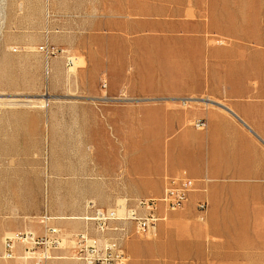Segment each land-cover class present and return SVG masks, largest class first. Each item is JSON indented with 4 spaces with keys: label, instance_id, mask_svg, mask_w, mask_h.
Listing matches in <instances>:
<instances>
[{
    "label": "crops",
    "instance_id": "crops-1",
    "mask_svg": "<svg viewBox=\"0 0 264 264\" xmlns=\"http://www.w3.org/2000/svg\"><path fill=\"white\" fill-rule=\"evenodd\" d=\"M102 1L110 3L90 26L97 39L85 48L105 60L99 70L107 84L79 97L102 102L100 121L90 123L94 163L84 170L87 202L106 209L121 200L161 198L168 180L185 174L195 181V191L178 211L158 206L165 220L153 238L137 236L133 224H125L128 264H264V72L250 68L248 58H237L243 47H206L199 38L209 26L184 21L189 10L183 0L151 5L150 14L166 16L158 24L135 22L134 0ZM161 31L180 35L153 41L149 34ZM163 50L169 61L178 60L168 62L167 71V62L157 63ZM218 54L229 59L216 78L204 66L211 70ZM140 65L146 68L139 71ZM200 121L205 128L195 127ZM200 202L207 203L204 213ZM57 224L67 231L84 228L79 222ZM22 232L41 235L43 227L28 223L23 210L0 221V239ZM3 253L0 245V264H27L5 260Z\"/></svg>",
    "mask_w": 264,
    "mask_h": 264
},
{
    "label": "rangeland",
    "instance_id": "rangeland-1",
    "mask_svg": "<svg viewBox=\"0 0 264 264\" xmlns=\"http://www.w3.org/2000/svg\"><path fill=\"white\" fill-rule=\"evenodd\" d=\"M166 2L134 0L130 16L138 24L163 23L166 16L150 14L149 7H163ZM183 2L189 10L184 21L209 26L208 34L199 38L206 47H243L237 48V58H248L250 68L264 72V61L260 60L264 58V0ZM109 3L0 0V221L21 210L26 212L28 223L33 224L45 212L56 218H80L87 214L84 170L94 163L90 123L100 121L102 102L79 97L106 88L107 81L99 70L105 60H101L98 50L85 47L97 39L89 29L99 22ZM149 35L155 42H164L180 34L172 38L163 31ZM44 46L55 51L48 60L40 50ZM161 54L157 63L167 62L165 71L168 62H178L169 61L166 50ZM228 57L218 54L211 70L205 65L204 72L219 78ZM68 60L72 62L69 65ZM140 68L146 67L140 65L139 71ZM191 71L196 72V66ZM30 97L32 101L24 102ZM93 203L102 208L96 201ZM64 207H80L83 212L59 211ZM60 222H79L83 226L80 220ZM3 243L4 239H0L2 249ZM62 261L71 260L53 262Z\"/></svg>",
    "mask_w": 264,
    "mask_h": 264
},
{
    "label": "built area",
    "instance_id": "built-area-1",
    "mask_svg": "<svg viewBox=\"0 0 264 264\" xmlns=\"http://www.w3.org/2000/svg\"><path fill=\"white\" fill-rule=\"evenodd\" d=\"M40 50L47 60L55 54L54 49L48 46ZM71 63L68 60V65ZM205 126V122L201 121L195 125L199 129ZM194 191L195 181L184 174L168 180L161 198L126 199L111 209L97 208L89 202L87 214L79 218L84 225L80 231H67L57 224L65 218L52 217L45 212L38 222L43 227V233L22 232L5 239L3 258L21 259L27 264H49L59 260L80 264H128L129 256L122 246V242L130 238L125 224H133L135 235L153 238L158 226L165 220V217L157 214L158 206L164 205L167 212L178 211ZM197 208L204 213L207 203L200 202Z\"/></svg>",
    "mask_w": 264,
    "mask_h": 264
},
{
    "label": "bare ground",
    "instance_id": "bare-ground-1",
    "mask_svg": "<svg viewBox=\"0 0 264 264\" xmlns=\"http://www.w3.org/2000/svg\"><path fill=\"white\" fill-rule=\"evenodd\" d=\"M30 99H31V97L30 98H28V99H26L24 102H30ZM31 101H32V99H31ZM26 233H28V234H30L31 232H26ZM15 235H13V236H8V237H6L5 239H7V238H13ZM5 239H4V241H5Z\"/></svg>",
    "mask_w": 264,
    "mask_h": 264
}]
</instances>
